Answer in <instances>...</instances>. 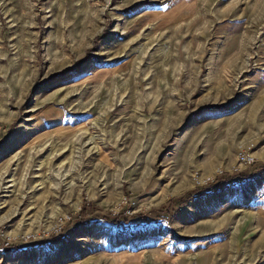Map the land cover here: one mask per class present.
Returning <instances> with one entry per match:
<instances>
[{
  "label": "rangeland",
  "instance_id": "rangeland-1",
  "mask_svg": "<svg viewBox=\"0 0 264 264\" xmlns=\"http://www.w3.org/2000/svg\"><path fill=\"white\" fill-rule=\"evenodd\" d=\"M0 264H264V0H0Z\"/></svg>",
  "mask_w": 264,
  "mask_h": 264
},
{
  "label": "built area",
  "instance_id": "built-area-1",
  "mask_svg": "<svg viewBox=\"0 0 264 264\" xmlns=\"http://www.w3.org/2000/svg\"><path fill=\"white\" fill-rule=\"evenodd\" d=\"M59 221V220H58ZM61 221H63L64 222V220H62L61 219ZM63 222H62V224H63ZM52 228H54L53 229V231H56L55 232V234H58L59 235V238L61 239V240H65L68 236H67V234L61 229L62 228V225L61 224H59V225H57L56 227L55 226H53ZM42 233V232H41ZM40 233V234H41ZM47 233V232H46ZM45 234V233H44ZM41 236V235H40Z\"/></svg>",
  "mask_w": 264,
  "mask_h": 264
},
{
  "label": "bare ground",
  "instance_id": "bare-ground-1",
  "mask_svg": "<svg viewBox=\"0 0 264 264\" xmlns=\"http://www.w3.org/2000/svg\"><path fill=\"white\" fill-rule=\"evenodd\" d=\"M56 153H57V152L54 151V153H51V154H54V155H55ZM51 154H50V155H51ZM62 222H63V221L59 220V222H57V223L54 224L53 226L56 227V226L59 225V224L62 225ZM47 230H48V228H47ZM47 230H44V231H43V229H42V233H43V232L45 233V231H47ZM34 233H35L36 235H39V234L41 233V231H37V232H34ZM44 233H43V234H44Z\"/></svg>",
  "mask_w": 264,
  "mask_h": 264
}]
</instances>
